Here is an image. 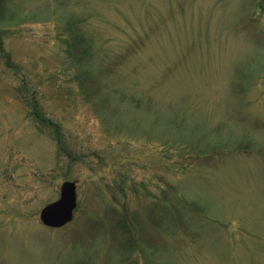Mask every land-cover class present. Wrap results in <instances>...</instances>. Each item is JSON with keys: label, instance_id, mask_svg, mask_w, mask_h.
I'll use <instances>...</instances> for the list:
<instances>
[{"label": "rangeland", "instance_id": "374dc122", "mask_svg": "<svg viewBox=\"0 0 264 264\" xmlns=\"http://www.w3.org/2000/svg\"><path fill=\"white\" fill-rule=\"evenodd\" d=\"M0 264H264V0H0Z\"/></svg>", "mask_w": 264, "mask_h": 264}, {"label": "water", "instance_id": "95a60500", "mask_svg": "<svg viewBox=\"0 0 264 264\" xmlns=\"http://www.w3.org/2000/svg\"><path fill=\"white\" fill-rule=\"evenodd\" d=\"M77 206V183L66 181L61 187L60 199L42 209L41 221L48 227L62 228L74 219Z\"/></svg>", "mask_w": 264, "mask_h": 264}, {"label": "trees", "instance_id": "16d2710c", "mask_svg": "<svg viewBox=\"0 0 264 264\" xmlns=\"http://www.w3.org/2000/svg\"><path fill=\"white\" fill-rule=\"evenodd\" d=\"M85 54L86 53H83V54H78V58H82V57H85ZM94 94V93H93ZM219 151V150H218ZM222 154H218V156H221ZM212 156V155H211ZM210 155H208L207 157H211ZM218 162V165L221 166V162L218 160V161H215V163Z\"/></svg>", "mask_w": 264, "mask_h": 264}]
</instances>
